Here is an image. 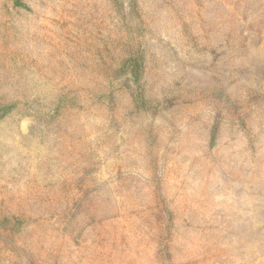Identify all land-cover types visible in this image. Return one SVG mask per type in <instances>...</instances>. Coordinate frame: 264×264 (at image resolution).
Listing matches in <instances>:
<instances>
[{"label":"rangeland","instance_id":"374dc122","mask_svg":"<svg viewBox=\"0 0 264 264\" xmlns=\"http://www.w3.org/2000/svg\"><path fill=\"white\" fill-rule=\"evenodd\" d=\"M264 264V0H0V264Z\"/></svg>","mask_w":264,"mask_h":264},{"label":"crops","instance_id":"0c3cea01","mask_svg":"<svg viewBox=\"0 0 264 264\" xmlns=\"http://www.w3.org/2000/svg\"><path fill=\"white\" fill-rule=\"evenodd\" d=\"M13 264H16L15 262Z\"/></svg>","mask_w":264,"mask_h":264}]
</instances>
